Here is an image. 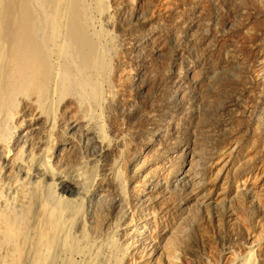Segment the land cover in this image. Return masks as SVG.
<instances>
[{
    "label": "rangeland",
    "instance_id": "374dc122",
    "mask_svg": "<svg viewBox=\"0 0 264 264\" xmlns=\"http://www.w3.org/2000/svg\"><path fill=\"white\" fill-rule=\"evenodd\" d=\"M75 2L100 66L84 69L73 48L70 60L99 88L106 126L96 130L99 109L83 118L81 107L80 117L110 153L90 151L88 172L107 186L84 196L64 193L57 177L21 186L0 172V219L17 221L21 197L44 195V209L18 222L15 242L26 256L40 245L38 264H264V0ZM148 147L149 175L135 174L129 166L142 167ZM189 156L195 165L187 175ZM73 163L57 171L71 178L81 167ZM73 204L85 220L61 241L51 224L41 226L43 236L30 231ZM144 226L147 239L127 241Z\"/></svg>",
    "mask_w": 264,
    "mask_h": 264
},
{
    "label": "bare ground",
    "instance_id": "6f19581e",
    "mask_svg": "<svg viewBox=\"0 0 264 264\" xmlns=\"http://www.w3.org/2000/svg\"><path fill=\"white\" fill-rule=\"evenodd\" d=\"M32 5L38 6L44 17L39 18ZM77 6L79 4L75 0H0V172L9 181L16 179L21 186L24 182L40 179L46 184L57 177L64 193L87 196L93 189L107 186V180L88 172L90 164L96 160L88 158L92 155L90 151L100 157L110 153L106 140L92 134L93 123L86 122V128L80 117L81 107L86 113L83 118L99 109L98 117L102 124L97 125L96 130L106 126L102 111L105 103L99 88L82 79L80 70L75 73L70 60L73 48L82 58L84 69L97 71L100 66V59L83 35ZM62 61L64 64L61 66ZM81 133H85V137H81ZM83 149L88 161L82 154ZM138 159L144 165L132 164L130 170L135 174L149 175V147L146 156ZM188 160L184 168L187 175L195 165L193 156ZM72 162L81 167L71 178L59 174L57 169ZM118 175L115 173L111 181H118ZM9 188L11 186H6L5 192ZM43 198L44 195L33 197L27 194L21 197L24 205L19 203L20 208L24 207L23 217L17 221L14 216L0 219V252L3 258H10L7 264H25L23 260L26 257L31 258L28 264H38V260L43 258L40 245L34 248L31 256H26L21 244L15 242V237L22 233L23 225L18 222L31 220L32 212L38 207L44 209ZM37 202L40 203L35 206ZM1 203L4 214L8 206L7 196L2 197ZM79 209L76 210L73 204L72 207H63L60 215L55 212L45 215L49 222H37V227L30 228V231H34L36 237L43 236L48 229L41 226L51 224V231L61 241L64 234L72 232L73 222L82 226L80 221L83 217H80ZM126 233L124 231L123 234ZM146 233L144 226L141 231L139 228L131 233L128 231L125 238L127 241L145 240L148 238ZM52 244L49 242L47 246L51 248Z\"/></svg>",
    "mask_w": 264,
    "mask_h": 264
}]
</instances>
